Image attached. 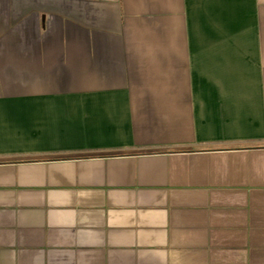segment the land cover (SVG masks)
<instances>
[{"label":"crops","instance_id":"obj_1","mask_svg":"<svg viewBox=\"0 0 264 264\" xmlns=\"http://www.w3.org/2000/svg\"><path fill=\"white\" fill-rule=\"evenodd\" d=\"M0 264H264V0H0Z\"/></svg>","mask_w":264,"mask_h":264}]
</instances>
